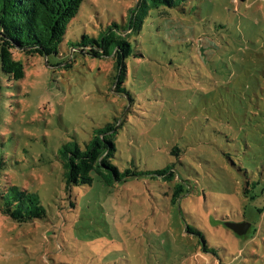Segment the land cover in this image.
<instances>
[{"label": "rangeland", "instance_id": "rangeland-1", "mask_svg": "<svg viewBox=\"0 0 264 264\" xmlns=\"http://www.w3.org/2000/svg\"><path fill=\"white\" fill-rule=\"evenodd\" d=\"M191 1L143 18L142 0H84L58 56L14 52L21 80L0 60L3 181L46 210L22 224L0 213V264H264V0ZM132 12L138 55L118 87L113 58L76 46ZM109 125L112 163L140 175L67 192L60 148ZM244 219L259 222L252 240L224 224Z\"/></svg>", "mask_w": 264, "mask_h": 264}, {"label": "trees", "instance_id": "trees-1", "mask_svg": "<svg viewBox=\"0 0 264 264\" xmlns=\"http://www.w3.org/2000/svg\"><path fill=\"white\" fill-rule=\"evenodd\" d=\"M84 0H0V60L2 71L14 80L25 77L26 71L21 61L15 60L14 52L27 55L49 57L58 56L60 45L67 32V27L77 15ZM143 18L150 10H164L169 14L172 11L193 13L196 10L191 0H142ZM224 28V26L222 25ZM142 29V19L136 12H132L130 22L119 26L113 24L107 33L99 37H90L84 34L76 46L85 55L93 58H113L118 70V87L122 84L123 76L128 70L127 61L138 55L134 50L132 34ZM74 46V50H76ZM200 54L201 52L198 51ZM206 51L203 50L202 55ZM117 87V88H118ZM120 92V91H118ZM264 115V112L263 114ZM115 126L109 125L94 132L89 142L81 146L76 141L65 143L59 150V159L64 170V181L67 192L74 187L91 185L96 174L104 184L112 185L136 178L140 174L135 170L121 172L113 163L115 153L113 132ZM6 162L0 155V213L17 223H27L45 216L46 210L35 193L21 189L14 185H5L3 181ZM164 172H157L164 175ZM257 183H255L256 185ZM4 185V186H3ZM264 194V188L261 190ZM246 190L245 198L257 199L258 196L249 195ZM260 221L264 216V206H256ZM249 222L244 219L240 222H225V227L239 237L254 239L258 233V223H251L247 235H238L228 227L229 223Z\"/></svg>", "mask_w": 264, "mask_h": 264}, {"label": "water", "instance_id": "water-1", "mask_svg": "<svg viewBox=\"0 0 264 264\" xmlns=\"http://www.w3.org/2000/svg\"><path fill=\"white\" fill-rule=\"evenodd\" d=\"M251 223L241 222V223H229L228 227L232 229L236 234L242 236L246 235L251 228Z\"/></svg>", "mask_w": 264, "mask_h": 264}]
</instances>
